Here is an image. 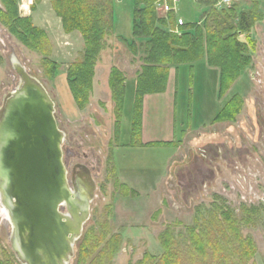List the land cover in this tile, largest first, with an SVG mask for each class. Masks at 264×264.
Masks as SVG:
<instances>
[{
    "label": "rangeland",
    "instance_id": "374dc122",
    "mask_svg": "<svg viewBox=\"0 0 264 264\" xmlns=\"http://www.w3.org/2000/svg\"><path fill=\"white\" fill-rule=\"evenodd\" d=\"M55 1L17 0L23 17L48 35V58L57 63L52 74L43 68L41 51L25 47L0 22V107L19 83L12 64L17 60L55 103L56 120L65 133L63 153L69 174L75 164L92 173L96 198L71 264H77L79 246L89 231L94 232L92 245L99 248L86 264H137L146 253L160 259L164 251L159 238L167 227L180 242L181 264H213L212 259L190 257L180 235L217 206L239 211L242 205L263 207L260 220L242 225L241 235L250 237L256 247V255L246 264H264V0H231L229 6L213 0H166L179 25L198 23L212 6L218 10L237 6V23L255 4L262 15L254 29L253 64L227 96L236 93L245 102L234 122L212 124L224 103L218 101L219 71L203 61L173 70L165 96L148 101L142 142L181 141L177 148L131 146L135 81L146 58L145 41H136L135 54L130 48L134 0H113L114 31L104 41L89 102L82 110L71 93L68 70L82 60L84 41L79 31H64L53 8ZM90 1L106 4L108 0ZM158 2L157 15L165 19L171 11L158 7ZM121 77L126 80L122 121L111 89ZM2 211L0 204V246L11 255V226ZM13 261L19 264L14 255ZM232 263L241 264L236 259Z\"/></svg>",
    "mask_w": 264,
    "mask_h": 264
},
{
    "label": "trees",
    "instance_id": "16d2710c",
    "mask_svg": "<svg viewBox=\"0 0 264 264\" xmlns=\"http://www.w3.org/2000/svg\"><path fill=\"white\" fill-rule=\"evenodd\" d=\"M157 1L134 0L133 42L130 48L135 54L136 41H145L146 58L135 82L131 146L160 145L177 148L181 141L143 144L141 136L145 97L166 92L171 67H193L194 64L204 61L208 67L219 71L218 101L224 103L212 124L234 122L245 102L239 94L235 93L230 99H227V96L253 64L257 47L254 29L261 21L262 15L259 4H255L253 10L243 13L237 23V6L224 7L221 10L212 6L198 23L179 25L173 11L166 16L168 21L159 18L155 9ZM0 4V22L25 47L41 51L44 55L45 72L54 73L57 63L48 58L50 43L48 44L47 33L34 27L30 18L21 15L17 0H0ZM53 8L62 20L64 31L67 34L79 31L84 41L82 60L72 64L68 70L71 93L77 107L82 110L89 102L91 80L100 54L104 50V41L114 31L113 0H108L106 4L90 0L69 4L65 0H58L53 3ZM111 89L117 118L122 121L126 90L124 77L113 81ZM117 131L120 135V127ZM262 210L263 207L254 205H242L239 211L225 206L209 210L208 216L203 215L201 221L195 219L194 226L187 228L185 234L180 235L185 237L182 239L187 254L204 261L212 259L213 264H233L235 259L241 264H246L256 255V247L250 237L243 238L241 227L252 224L256 219L260 220L263 216ZM93 235V231L92 234L89 231L84 235L79 246L77 264H86L99 248L98 245H92ZM159 241L164 251L162 257L155 260L146 253L137 264H181L183 251L170 227L164 230ZM13 255H9L0 246V264H14ZM96 261L95 259L94 262Z\"/></svg>",
    "mask_w": 264,
    "mask_h": 264
},
{
    "label": "water",
    "instance_id": "95a60500",
    "mask_svg": "<svg viewBox=\"0 0 264 264\" xmlns=\"http://www.w3.org/2000/svg\"><path fill=\"white\" fill-rule=\"evenodd\" d=\"M12 64L19 83L0 107V204L10 248L19 264H71L97 185L84 165L69 177L55 103L19 61Z\"/></svg>",
    "mask_w": 264,
    "mask_h": 264
},
{
    "label": "crops",
    "instance_id": "0c3cea01",
    "mask_svg": "<svg viewBox=\"0 0 264 264\" xmlns=\"http://www.w3.org/2000/svg\"><path fill=\"white\" fill-rule=\"evenodd\" d=\"M22 11V10H21ZM23 12V11H22ZM181 24H185V23H181ZM204 62V61H203ZM179 68V67H178ZM175 70V72H177L178 69H176L175 67H171L170 68V74H169V82H168V87H167V90L166 92L168 91V88H169V83H170V77H171V73L172 71ZM247 72V71H246ZM136 82V81H135ZM166 92L164 94H159V95H149V96H146L145 99H144V107H143V137L146 138V125H147V121L145 120V116L147 115V104H148V101L151 100V98L153 97H157V96H165ZM172 138H173V135H172ZM172 141V140H171ZM169 140H167L166 142H171ZM145 143H149V142H153V141H143Z\"/></svg>",
    "mask_w": 264,
    "mask_h": 264
},
{
    "label": "built area",
    "instance_id": "2783aa9c",
    "mask_svg": "<svg viewBox=\"0 0 264 264\" xmlns=\"http://www.w3.org/2000/svg\"><path fill=\"white\" fill-rule=\"evenodd\" d=\"M174 3H177L179 0H173ZM213 1H216L219 3V5H223V6H229L228 4L231 2V0H213ZM158 7L160 8H164V10L166 12H169L172 10L171 7H169L167 4H166V0H159V2L157 3Z\"/></svg>",
    "mask_w": 264,
    "mask_h": 264
},
{
    "label": "flooded vegetation",
    "instance_id": "af4514ba",
    "mask_svg": "<svg viewBox=\"0 0 264 264\" xmlns=\"http://www.w3.org/2000/svg\"><path fill=\"white\" fill-rule=\"evenodd\" d=\"M82 166L81 164H75L73 166V168L71 169V173L69 174V177L70 178H75V176L81 172V169H82Z\"/></svg>",
    "mask_w": 264,
    "mask_h": 264
},
{
    "label": "bare ground",
    "instance_id": "6f19581e",
    "mask_svg": "<svg viewBox=\"0 0 264 264\" xmlns=\"http://www.w3.org/2000/svg\"><path fill=\"white\" fill-rule=\"evenodd\" d=\"M2 212H3L2 215L4 216V220L8 221V215H7L6 211H2Z\"/></svg>",
    "mask_w": 264,
    "mask_h": 264
}]
</instances>
